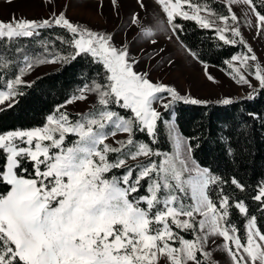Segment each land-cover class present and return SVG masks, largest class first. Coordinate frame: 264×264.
I'll return each mask as SVG.
<instances>
[{
  "label": "snow or ice",
  "instance_id": "obj_1",
  "mask_svg": "<svg viewBox=\"0 0 264 264\" xmlns=\"http://www.w3.org/2000/svg\"><path fill=\"white\" fill-rule=\"evenodd\" d=\"M45 2L53 9L46 19L13 14L8 21L0 20V79L15 69L0 90V104L10 101L12 107L15 97L25 94L30 83L23 77L37 66L85 58L99 69L96 76L83 78L65 104L47 116L45 126L0 133L4 158L0 183L10 186L0 194V264H219L209 248L215 237L222 238L230 264H264V229L258 217L245 199L224 187L229 184L244 192L247 185L200 166L191 155L190 140L179 133L174 152L152 147L158 142V122H164L156 105L168 111L177 102H207L153 81L148 71L137 70L139 61L128 47L114 43V34L73 22L64 11L55 10V0ZM137 2L143 7L142 0ZM111 3L119 8V0ZM158 3L172 33L169 39L183 31L178 20L213 31L224 46L242 49L224 64L231 79L251 89L246 99L264 91V60L242 32V27L253 29L254 36L264 40V0ZM216 3H222L223 10L216 9ZM240 6H247L243 19L234 10ZM131 23L140 28L146 42L157 43L156 32L142 25L138 13L131 14ZM54 28L63 30L55 35L64 46L59 51L50 52L49 44L42 43L48 55L33 59L18 44ZM185 49L199 60L197 53ZM203 66L207 70L208 65ZM90 95L96 103L87 114L72 118L61 111ZM220 103L228 106L233 100ZM137 133L150 140H138ZM69 135L76 139L66 144ZM118 135L126 139H116ZM119 169L123 172L113 171ZM141 188L144 194L134 195ZM251 199L258 202L256 211L264 213V179L257 182ZM233 210L245 220L242 232L230 219Z\"/></svg>",
  "mask_w": 264,
  "mask_h": 264
},
{
  "label": "trees",
  "instance_id": "obj_2",
  "mask_svg": "<svg viewBox=\"0 0 264 264\" xmlns=\"http://www.w3.org/2000/svg\"><path fill=\"white\" fill-rule=\"evenodd\" d=\"M256 2L259 3V0ZM213 6L223 10L222 3ZM177 22L183 25V31L176 36L177 40L184 48L187 46L197 53L199 60H196L199 63L229 71L224 61L242 51L239 46H224L213 31L201 29L193 21ZM62 32L60 28L41 30L40 37L22 38L18 44L33 59L47 56L48 53L44 51L42 43L49 44L50 52L63 49L64 46L55 41V35ZM52 44L55 45L54 48ZM55 64H57L55 69L36 77L29 87L23 89L25 94L15 97L12 107L0 110V133L45 126L47 116L54 114L57 107L65 104V101L85 82L84 77L96 76L99 69L98 65L90 64L85 58ZM13 75L15 69L8 77L0 79V90L5 89L6 81ZM121 112L126 114L124 110ZM161 113L164 122H158L156 129L158 142L152 147L162 152H174L175 124L180 134L190 140L193 146L191 155L200 166L209 168L225 179L237 177L247 185L244 192L235 190L229 184H225L224 187L226 191L246 200L250 212L258 217L257 223L264 229V213L256 211L259 207L258 202L251 199L255 194L257 182L264 179V119H260L264 117V91L253 100L240 97L228 106L215 101L202 105L177 102L173 108L163 110ZM249 113L257 114L256 118ZM136 138L141 141L150 140L144 133H137ZM3 165L4 158L0 154V168ZM28 167L31 172V165ZM113 171L122 173L123 169ZM20 175L27 176L28 173L20 172ZM9 187L0 183V194L7 193ZM142 194L144 188L134 195ZM230 219L240 226L242 232L245 224L242 215L233 210Z\"/></svg>",
  "mask_w": 264,
  "mask_h": 264
},
{
  "label": "rangeland",
  "instance_id": "obj_3",
  "mask_svg": "<svg viewBox=\"0 0 264 264\" xmlns=\"http://www.w3.org/2000/svg\"><path fill=\"white\" fill-rule=\"evenodd\" d=\"M142 2L143 7L138 4L137 0H119V8L114 9L111 0H55V10L64 11L73 22L114 34V43L117 46L128 47L130 54L139 61L136 66L138 71H148L153 81L175 86L182 95L188 94L206 102L247 97L251 91L248 86L237 84L228 72L216 67L208 66L205 70L203 64L186 51L175 35L172 39L168 38L172 33L158 0H142ZM246 7L234 8L241 19H243L242 9ZM52 11L53 9L45 0H13L10 4L5 0H0V20L3 21H8L13 14L18 18L24 17L29 20L46 19ZM133 12L139 14L143 26L153 28L156 32L157 43L146 42L140 28L132 25L131 14ZM242 32L256 54L264 60V40L255 37L253 29L242 27ZM56 67L55 63L38 67L25 75L23 79L31 83L36 77ZM208 75L214 77V80L207 79ZM253 84L258 88L256 81L253 80ZM9 103L10 101H6L0 104V109L9 107ZM95 103L96 97L90 95L85 101L67 104L61 111H66L70 117L77 118L80 114L90 112ZM156 107L160 112L164 110L159 105ZM175 133L180 134L174 124V138ZM69 136L72 138L68 139ZM69 136L66 138V144L76 139L74 136ZM116 139L123 140L126 136L118 135ZM108 143H113L112 139H109ZM140 162L141 160L129 163ZM222 246L223 241L220 237L213 238V242L209 244L213 257L219 264H230Z\"/></svg>",
  "mask_w": 264,
  "mask_h": 264
}]
</instances>
